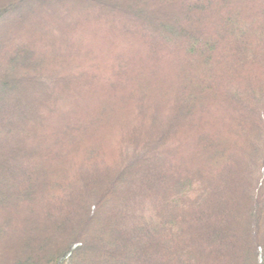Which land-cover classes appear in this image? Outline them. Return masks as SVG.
I'll use <instances>...</instances> for the list:
<instances>
[{
    "label": "trees",
    "instance_id": "trees-1",
    "mask_svg": "<svg viewBox=\"0 0 264 264\" xmlns=\"http://www.w3.org/2000/svg\"><path fill=\"white\" fill-rule=\"evenodd\" d=\"M0 264H264V0H0Z\"/></svg>",
    "mask_w": 264,
    "mask_h": 264
}]
</instances>
